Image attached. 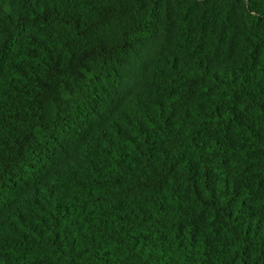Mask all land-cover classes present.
<instances>
[{
	"label": "trees",
	"instance_id": "1",
	"mask_svg": "<svg viewBox=\"0 0 264 264\" xmlns=\"http://www.w3.org/2000/svg\"><path fill=\"white\" fill-rule=\"evenodd\" d=\"M0 264H264V0H0Z\"/></svg>",
	"mask_w": 264,
	"mask_h": 264
}]
</instances>
